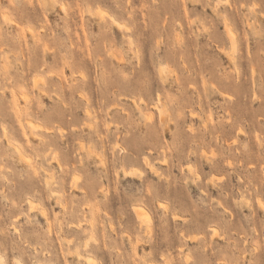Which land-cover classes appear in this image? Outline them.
<instances>
[{"label": "rangeland", "instance_id": "374dc122", "mask_svg": "<svg viewBox=\"0 0 264 264\" xmlns=\"http://www.w3.org/2000/svg\"><path fill=\"white\" fill-rule=\"evenodd\" d=\"M0 264H264V0H0Z\"/></svg>", "mask_w": 264, "mask_h": 264}, {"label": "bare ground", "instance_id": "6f19581e", "mask_svg": "<svg viewBox=\"0 0 264 264\" xmlns=\"http://www.w3.org/2000/svg\"><path fill=\"white\" fill-rule=\"evenodd\" d=\"M98 9H101V8H98ZM97 12H98V11H97ZM106 13H107V12H106ZM104 14H105V11L103 12L102 10H100V14H98V15L101 17V16H104ZM105 15H106V14H105ZM107 15H108V13H107ZM107 15H106V16H107ZM108 16H109V15H108ZM110 17H111V18H110ZM110 17H109V18L112 19V21L109 20L110 23H115L114 25H118L119 27H121V24H122V23L120 24L119 21H118L117 19L113 18L112 16H110ZM101 18H102V17H101ZM104 18H105V17H104ZM104 18H103V21H106V20H104ZM106 18H107V17H106ZM107 20H108V19H107ZM101 21H102V20H101ZM112 25H113V24H112ZM127 25H128V24H127ZM118 26H117V27H118ZM123 26H124V25H123ZM125 26H126V25H125ZM125 26H124V27H125ZM119 27H118V28H119ZM127 28H129V27L126 26L124 29L127 30ZM127 31H130V30H127ZM225 31L227 32V38H229V41H230V43L232 44V45H231V46H232L231 48H232V49H233V48L235 49V45H236V35H235V33H234V32H233V31L227 26V24H226ZM131 44H132V43H131ZM229 52H230V51H229ZM228 56H230V55L228 54ZM232 58H233V57H232ZM119 62H121V61H119ZM164 69H165V68H163V67L160 68V70H161L160 72H162L161 75L164 74V73H163V70H164ZM213 87H214V85H213ZM22 96H23V95H22ZM25 96L28 98L27 95H25ZM84 98H85V97H84ZM25 100H26V99H25ZM87 101H88V99H87ZM155 106H156V104H155ZM157 106H158V107H157ZM157 106H156V107H157L158 111L160 112V116H163V114H164V107L159 106L158 104H157ZM87 110H88V109H87ZM87 110H86V111H87ZM88 113H89V112H88ZM32 126H33V123H32ZM34 127H35V126H34ZM34 127H32V128H34ZM167 127H168V126H167ZM167 127H165V128H167ZM35 128H36V127H35ZM165 128H163V129H165ZM168 129H169V128H168ZM168 129H167V130H168ZM163 133H164V132H163ZM101 137H103V136H101ZM116 145H117V144H115V147L118 146V145H117V146H116ZM17 149H19V148H17ZM193 154H194V153H193ZM145 159H147V157H146ZM105 160H106V159H105ZM143 161H144V160H143ZM146 161H149V160H146ZM165 161H166V160H165ZM102 163H103V160H102ZM105 163H106V162H105ZM228 163L230 164V162H228ZM106 164H107V163H106ZM229 164H228V165H229ZM145 165H146V163H145ZM147 165H148V163H147ZM104 166H106V165H104ZM148 166H149V165H148ZM150 166H151L152 170H151ZM150 166H149L148 168H150L151 171H154V169H155L154 166H153V165H150ZM152 166H153V167H152ZM229 166H230V165H229ZM124 169H125V168H124ZM132 169H133V168H132ZM136 169H137V168H136ZM136 169H135V171L138 170V169H137V170H136ZM191 169H192V168H191ZM191 169H190V171H192ZM126 170H127V168L125 169V172H126V173H124L125 175L129 174V173H127ZM133 171H134V169H133L131 172L133 173ZM135 171H134V172H135ZM123 172H124V170H123ZM128 172H129V170H128ZM138 172H140V171H137L136 173L138 174ZM141 173H142V172H141ZM141 173H139V174H140L139 176L143 175V174H141ZM191 174H193V173L191 172ZM132 175H133V174H132ZM197 175H199V174H197ZM197 175H196V176H197ZM130 176H131V175H130ZM135 176H136V175H135ZM139 176H138V177H139ZM144 176H145V175H143L142 177H144ZM131 177H132V176H131ZM198 177H199V176H198ZM139 178H141V177H139ZM200 178H201V177H200ZM141 179H142V178H141ZM194 180H195V179H194ZM199 180H200V179H199ZM51 194H52V193H51ZM52 196H53V195H52ZM135 207H136V206H135ZM134 209H135V208H134ZM137 209H138V207H137ZM139 209H140V210H139ZM139 209L136 211V213H137V217H138L140 220H142V221H144L143 219H145V220H146L147 218L149 219V217H147V218L144 217V215H143V214H144V211H143L144 209H142L141 207H140ZM135 210H136V209H135ZM140 211H142V212H140ZM142 213H143V214H142ZM145 213H146V211H145ZM145 216H147V215L145 214ZM143 217H144V218H143ZM175 217H177V215H175ZM148 219H147V220H148ZM93 260H94V259H93ZM88 261L93 262L91 259L88 260ZM91 262H89V263H91ZM87 263H88V262H87Z\"/></svg>", "mask_w": 264, "mask_h": 264}]
</instances>
